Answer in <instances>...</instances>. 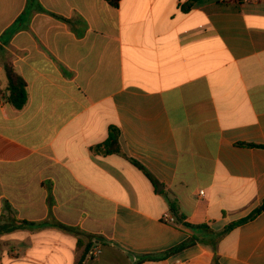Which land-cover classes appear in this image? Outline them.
Here are the masks:
<instances>
[{"label": "crops", "instance_id": "0c3cea01", "mask_svg": "<svg viewBox=\"0 0 264 264\" xmlns=\"http://www.w3.org/2000/svg\"><path fill=\"white\" fill-rule=\"evenodd\" d=\"M187 1L0 0V264H264V0Z\"/></svg>", "mask_w": 264, "mask_h": 264}, {"label": "trees", "instance_id": "16d2710c", "mask_svg": "<svg viewBox=\"0 0 264 264\" xmlns=\"http://www.w3.org/2000/svg\"><path fill=\"white\" fill-rule=\"evenodd\" d=\"M110 1L112 4L114 3V0H108ZM199 0H188L182 7V11L183 12H188L192 7H194L196 5V3ZM4 68V72L7 78V96H6V101L11 104L15 109H21L26 101H27V93H26V88H25V83L22 80V78L16 73V71L13 69L12 66L8 65V64H4L3 65ZM99 147H102L106 153L110 154V153H120V146H119V142H118V132L114 129V128H110L109 129V134H108V138L107 140L101 144ZM137 165V164H136ZM140 169H142L145 173V175L150 179L151 182L155 183V181L151 178V176L144 170V168H142V166L137 165ZM172 211H173V207H171ZM261 211H264V203H262V205L260 207H258L257 209H255L249 216H247L246 218H243L237 222H234L230 225H228L225 229L224 232L232 229L233 227L239 225L240 223H243L247 220L252 219L253 217H255L257 214H259ZM58 226L60 228L66 229L68 230L69 228L62 225V224H58ZM191 229H199L202 227H206L204 225H199V226H188ZM12 228H6V230H11ZM223 232V233H224ZM191 241L188 242H184L181 243L180 245H178L177 247H175L173 249V251H177V250H181L183 249L185 246H187ZM83 245V242L81 240H78L77 243V247L80 248ZM91 248V246L89 244H86L84 246L83 252L81 257L78 259L76 264H81L83 257L85 255V253H87L89 251V249Z\"/></svg>", "mask_w": 264, "mask_h": 264}, {"label": "built area", "instance_id": "2783aa9c", "mask_svg": "<svg viewBox=\"0 0 264 264\" xmlns=\"http://www.w3.org/2000/svg\"><path fill=\"white\" fill-rule=\"evenodd\" d=\"M246 1H252V0H246ZM169 221L171 223L174 222V220L172 218H169ZM101 250L99 248L98 242H93V247H91L89 249V251L87 252V257L91 258V257H97L100 254Z\"/></svg>", "mask_w": 264, "mask_h": 264}]
</instances>
